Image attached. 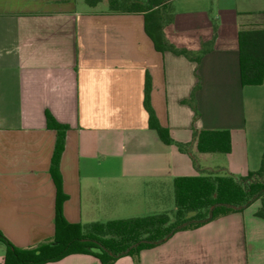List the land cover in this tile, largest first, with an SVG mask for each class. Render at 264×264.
<instances>
[{"label":"crops","instance_id":"obj_1","mask_svg":"<svg viewBox=\"0 0 264 264\" xmlns=\"http://www.w3.org/2000/svg\"><path fill=\"white\" fill-rule=\"evenodd\" d=\"M170 9L164 39L197 62L156 51L140 13L79 0H0V233L15 247L53 236L55 130L46 113L67 127L57 168L69 223L169 212L175 177L259 167L264 75L241 85L237 32L264 26V0H171ZM146 78L149 105L172 141L190 142L193 128L227 130L229 150L191 158L161 141L143 106ZM257 207L176 231L141 250L139 264H264ZM3 252L0 245V264ZM43 264L101 263L69 254Z\"/></svg>","mask_w":264,"mask_h":264},{"label":"trees","instance_id":"obj_2","mask_svg":"<svg viewBox=\"0 0 264 264\" xmlns=\"http://www.w3.org/2000/svg\"><path fill=\"white\" fill-rule=\"evenodd\" d=\"M171 0H79L88 9L101 8L105 12H135L143 17V29L156 51L170 50L193 61L199 56L166 42L163 28L170 24ZM239 80L241 85H257L264 75V26L241 29L237 32ZM197 87V85L195 86ZM149 80L145 79L143 106L148 125L164 143H174L192 158L193 153L205 155L229 150L227 130L192 129L191 141H172L161 128L148 100ZM197 112L194 109V117ZM47 127L55 130V144L51 155L49 174L54 182L55 204L52 240L36 247L19 248L0 233L3 246L2 264H43L57 261L69 254H90L101 264H111L122 256L131 257L139 264V252L154 247L174 232L196 228L212 219L232 212H240L254 201L258 207L254 215L264 219V149L259 167L244 175L231 173L200 174L173 179L174 208L169 212L112 219L103 222L69 223L61 212L65 195L61 192L58 158L62 148L65 125L45 115Z\"/></svg>","mask_w":264,"mask_h":264},{"label":"rangeland","instance_id":"obj_3","mask_svg":"<svg viewBox=\"0 0 264 264\" xmlns=\"http://www.w3.org/2000/svg\"><path fill=\"white\" fill-rule=\"evenodd\" d=\"M257 96L259 97V94H257ZM256 203H258V201H255ZM1 245V244H0Z\"/></svg>","mask_w":264,"mask_h":264}]
</instances>
